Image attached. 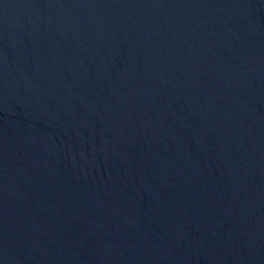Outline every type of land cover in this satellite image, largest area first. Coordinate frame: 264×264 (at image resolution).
Listing matches in <instances>:
<instances>
[{"label":"water","instance_id":"1","mask_svg":"<svg viewBox=\"0 0 264 264\" xmlns=\"http://www.w3.org/2000/svg\"><path fill=\"white\" fill-rule=\"evenodd\" d=\"M0 264H264V0H0Z\"/></svg>","mask_w":264,"mask_h":264}]
</instances>
